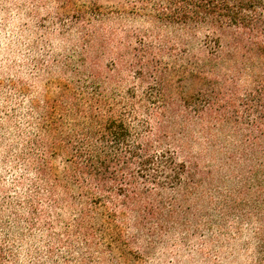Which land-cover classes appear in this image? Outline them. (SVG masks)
I'll use <instances>...</instances> for the list:
<instances>
[{
	"label": "rangeland",
	"instance_id": "obj_1",
	"mask_svg": "<svg viewBox=\"0 0 264 264\" xmlns=\"http://www.w3.org/2000/svg\"><path fill=\"white\" fill-rule=\"evenodd\" d=\"M137 5V0H0V264H264V169L253 156L245 160L243 154L249 152L242 151L260 136L263 125L248 131L259 114L247 111L245 98L240 99L235 120L224 125L217 107L208 109L207 117L195 110L186 116L194 124L192 141L186 149L177 147L179 162L198 160L211 172L203 178L209 184L201 191L208 217L195 221L185 217L182 226L175 225L160 239H141L130 214L116 207L120 201L107 200V211L115 215L124 234L120 249L112 251L109 241L98 234L104 228L94 220L97 213L85 201L61 207L35 192L34 185L40 183L36 169L43 160L63 171L68 155L59 149L74 131L62 109L49 113L47 99L64 96L62 105L70 110L71 102L65 100L82 98L86 109L84 98L94 73H102L108 98L117 93L129 98L133 89L140 98L149 86L157 85L147 65L157 73L167 70L174 92L185 83L183 73L166 59L163 64L157 57L154 64H139L153 58L141 44L149 42L146 36L152 26L144 16L134 15ZM90 36L92 48L87 46ZM166 40L151 38L154 53L162 49L165 58L171 55L162 47ZM200 42L203 46L201 37L199 46ZM111 70L118 72L115 81L110 79ZM149 109L145 114L137 111L136 126L146 121L153 128L158 125L162 110ZM45 116L58 132L53 149L45 146L47 135L41 127ZM260 149L264 151V138ZM231 160L237 163L235 168L228 164ZM227 198L236 209L219 207ZM87 211L91 217L85 225L95 232L86 242L75 226L79 213ZM46 220H51L50 229ZM159 233L156 229V236Z\"/></svg>",
	"mask_w": 264,
	"mask_h": 264
},
{
	"label": "trees",
	"instance_id": "obj_2",
	"mask_svg": "<svg viewBox=\"0 0 264 264\" xmlns=\"http://www.w3.org/2000/svg\"><path fill=\"white\" fill-rule=\"evenodd\" d=\"M137 2L132 9L134 15L144 16L152 26L146 36L149 42L143 40L141 44L153 58L139 60V64H154L156 57L163 64L166 59L183 73L181 79L185 83L174 92L169 86L171 74L167 70L154 72L147 65L145 69L153 71L157 85L149 86L140 98L134 89L129 90V98H119L114 88L118 97L115 94L108 98L103 93L106 84L102 73H94L89 77L90 86L84 98L86 109L82 108V98L66 99V103L71 102L70 110L62 105L64 96L47 99L49 113L62 109L63 119L74 123V131L59 149L68 155L63 171L58 172L48 160H43L36 169L41 185H34L35 192L47 196L53 205L75 206L85 201L97 213L94 220L104 228L98 234L109 241L112 251L120 249L124 234L116 225L115 215L107 211V200L120 201L116 207L130 214L135 231L145 240L162 238L176 226H182L185 217L190 221L208 217L201 191L209 184L203 178L211 172L198 160L179 162L181 155L177 151V147L182 145L186 149L192 141L194 124L186 118L192 110L207 117L208 109L217 107L224 125L235 120L240 99L245 98L247 111L259 114L248 131L262 124L263 132L243 148L242 151L249 152L243 157L251 160L253 156L264 169V151L260 149L264 138V0ZM157 36L167 39L162 46L171 53L167 58L162 56V49L160 54L153 51L151 38ZM200 37L204 39L203 46L201 42L199 46ZM88 40L87 46L92 48L91 36ZM110 73L111 81H115L118 72ZM140 87L144 85L141 83ZM148 105L162 110L161 120L154 128L148 121L136 126L137 111L145 114L146 109L148 113ZM48 117L45 116L47 121L41 127L47 135L46 148L53 149L58 143V132ZM227 162L232 168L237 166L235 160ZM244 172L238 175L244 176ZM140 184L152 190L141 188ZM222 202L220 208H237L230 204V198ZM28 203L33 205L31 200ZM33 210L35 214L36 209ZM100 210L104 213L99 214ZM88 217V211L79 213L75 226L86 242L95 232L93 226L85 225ZM50 221L46 220L47 229L51 228ZM156 229L160 231L157 236Z\"/></svg>",
	"mask_w": 264,
	"mask_h": 264
}]
</instances>
